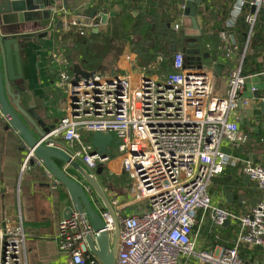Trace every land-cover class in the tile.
Segmentation results:
<instances>
[{"label":"built area","instance_id":"1","mask_svg":"<svg viewBox=\"0 0 264 264\" xmlns=\"http://www.w3.org/2000/svg\"><path fill=\"white\" fill-rule=\"evenodd\" d=\"M237 7L254 9L245 14V22L252 29L264 0H238ZM52 15L60 17L66 34L78 30L83 35L98 26L94 18L72 15L63 8H54ZM54 17L43 30L48 34L57 28ZM180 28L178 23L172 29L178 33ZM221 38L225 42L222 49L230 56L236 49L233 37L229 40L221 34ZM185 55L182 50L175 51L171 68L162 78L151 75L152 68L140 67L132 75L112 71L73 83L67 74L64 51L52 48L49 60L58 77L57 87H63L70 100L48 136L59 139L70 152V161L79 162L92 175L110 156L95 154L83 134L101 133L117 139L123 171L136 191L133 202L145 203L146 208L130 214L123 211L122 204H113L120 228L116 264H258L244 262L239 247L264 249V200L237 214L212 206L209 192L211 181L228 165L240 161L242 174L264 193L263 165L222 152L224 145L237 148L246 141L237 123L229 119L239 100L248 104L242 100L246 86L241 75L243 58L228 72L227 92L220 97L212 89L210 73L185 69ZM201 57L209 59L210 55L202 53ZM162 62L163 57L158 55L155 64ZM251 92H255L254 87ZM262 103L264 112V98ZM30 158L27 155L21 171ZM65 166L71 171L69 164ZM81 185L89 197L93 194L90 201L96 209L99 198L85 183ZM199 213H210L216 226L226 221L236 224L233 247L219 253L197 250L194 227ZM99 214L112 237L111 215L105 208ZM89 229L84 212L60 222L58 249L67 256L65 264H101L85 247ZM0 264H27L21 227L0 232Z\"/></svg>","mask_w":264,"mask_h":264},{"label":"crops","instance_id":"2","mask_svg":"<svg viewBox=\"0 0 264 264\" xmlns=\"http://www.w3.org/2000/svg\"><path fill=\"white\" fill-rule=\"evenodd\" d=\"M188 0H67V13L72 15H87L94 18L98 26V32L93 33L109 36L112 27H120V24L132 21L140 29L146 25H153L163 32L170 30L176 35L183 32L185 39L182 40V48L186 52L187 41L191 37L186 35H196L186 19L187 8L184 5ZM238 0H201L196 22L199 30L202 53H208L209 59L204 61L203 69H198L196 65L189 63L195 56H186L185 65H192L188 71H206L212 75V89L220 97H224L227 92V74L234 69L246 54L247 45L252 36L250 27L244 36L245 42L239 40L237 32L242 31L241 17L252 13V8L238 10ZM54 8H63L61 1L55 3L49 11ZM65 10V9H64ZM262 8L259 10L261 12ZM51 14L49 20L40 22L24 23L18 27L0 28V33L6 39H16L18 54L20 57V68L22 79L20 86L26 93H31L32 98L28 99V104L33 105L34 114L38 116V124L54 127L63 116L64 109L70 100L63 87H57L58 77L52 69L49 60V53L52 48H60L64 51L67 61V74L74 77L76 71L90 74L108 75L112 71L119 74H133L141 68H152L151 75L162 78L167 71L161 65L155 64V59L159 54L151 47V43L137 51V45L142 42L141 37L136 33L123 34L109 46H103L102 40L95 39V49L92 56L87 55V50L82 49L68 38V34L61 29H55L50 34L40 40L38 39L46 26L54 17ZM109 16L104 24L101 23L100 15ZM258 14V13H257ZM58 23L60 17L55 16ZM180 23V32H175L172 28ZM245 24H247L244 21ZM129 25V24H128ZM259 25L264 28V15L260 17ZM57 27V26H56ZM131 27V25H129ZM136 27V28H137ZM198 33V32H197ZM221 34H226L228 39L233 37L236 49L227 55L222 49L224 43ZM243 34V33H241ZM231 36V37H230ZM194 38V37H192ZM198 40V38H196ZM92 43V41H91ZM161 47L170 45L168 41H162ZM96 54V55H94ZM200 54V56H201ZM264 57V48L259 51ZM86 55L87 59L84 60ZM159 67L160 70H157ZM215 67L219 69L216 72ZM246 86L242 95V100H247L248 104H238L230 114V120L237 123L239 133L246 137L244 144L239 147L224 145L222 152L238 160L261 164L264 166V141L257 143V135L264 136V112L262 100L264 98V74L247 75L244 77ZM255 92H251V88ZM29 130L35 135V130L23 119ZM92 135L83 134V140L91 144ZM57 141H60L57 139ZM61 142V141H60ZM117 139L112 136V141L107 147L110 156L109 161L100 165L97 170V181L103 189L108 201L114 209V203L123 205L124 212L136 214L145 210L146 204L133 202L136 191L132 181L128 178L122 168V157L117 154ZM64 145V144H63ZM92 145V144H91ZM65 146V145H64ZM27 147L0 112V232L6 229L15 230L22 228L25 236V257L27 264H65L67 256L58 249V226L64 220L65 208L70 205L67 191L55 183V179L41 165L32 166L30 161L24 170L22 165L27 157ZM54 163L63 171L78 179L76 173L66 169L58 159H53ZM241 162L228 165L225 171L211 181L210 196L212 206L231 210L237 214H243L260 200H264V193L260 192L256 185L241 172ZM131 181L130 184L127 182ZM220 184H226L220 185ZM230 194L227 200L226 195ZM93 197V194L89 198ZM96 209L100 212L105 208L100 199ZM103 208H102V207ZM114 206V207H113ZM106 209V208H105ZM211 214H198L196 227H194V237L196 238L197 250L212 251L219 253L223 249L233 247L236 236V224L228 222L225 226H216L212 223ZM210 223H209V221ZM210 224V225H209ZM207 226L206 229L204 227ZM206 231V237H202V249L197 246L200 240V232ZM112 238V237H111ZM247 250V261L264 264V249L257 250L256 247L241 245ZM253 250L259 255L252 254ZM189 264V263H188ZM190 264H195L190 262Z\"/></svg>","mask_w":264,"mask_h":264},{"label":"water","instance_id":"3","mask_svg":"<svg viewBox=\"0 0 264 264\" xmlns=\"http://www.w3.org/2000/svg\"><path fill=\"white\" fill-rule=\"evenodd\" d=\"M61 1L64 9L67 11V0H0V28H10L20 26L29 22H40L51 18L52 10L49 11L55 3ZM201 0H188L184 5L187 8L186 19L196 35H186L189 38L186 44V56H195L189 63L196 65L198 69H203L204 61L201 59V52L198 48L197 39L199 30L196 22V15ZM254 9H251L253 12ZM109 16L100 15L101 23L104 24ZM61 22L57 23V29H61ZM94 29L92 33H97ZM198 32V33H197ZM47 36L45 31L38 35L42 40ZM176 51V47L171 48V53ZM20 53V51H19ZM18 53L16 39L8 40L0 33V112L6 118L10 127L17 132L30 155L32 166L41 165L43 168L67 191L70 205L65 208L64 220H69L73 214L84 212L88 223L89 230L84 238L87 251L92 254L101 264H116V254L119 241V224L115 217L112 205L108 201L103 189L97 181L96 174L92 175L85 170L79 162H71L69 151L62 142L53 137H49L52 128L49 126L39 125L37 114H34L33 105L28 104V99L32 98L31 93H26L20 86L22 79L20 68V57ZM192 65H185V69L191 68ZM217 73L219 69L215 67ZM93 74L76 71L73 77V83L79 79L88 80ZM241 104V101H238ZM263 109V105H262ZM23 119L35 130V135L29 130ZM112 141L111 135L94 133L91 144L95 154L104 157L109 153L107 147ZM94 154V152L92 153ZM53 159L60 160L63 164H69L71 171L76 173L79 181L69 176ZM249 160L252 162L251 156ZM98 175V174H97ZM246 180L249 178L246 176ZM85 183L92 192L102 201L107 212L111 215L114 224L112 238L105 230V224L100 217L99 212L95 209L90 201L88 194L81 184ZM227 200L230 194L226 195ZM228 221L223 226L227 225ZM257 250H261L256 246Z\"/></svg>","mask_w":264,"mask_h":264},{"label":"trees","instance_id":"4","mask_svg":"<svg viewBox=\"0 0 264 264\" xmlns=\"http://www.w3.org/2000/svg\"><path fill=\"white\" fill-rule=\"evenodd\" d=\"M245 12L247 11L243 10V13ZM263 15H264V10H262L261 12H258L256 16V22L253 25L252 30H251L252 36L249 39L246 54L244 55V58L242 61L241 75L243 77L247 75H254V74L260 75L264 72V57L259 54V51L262 48H264V28H262L259 25L260 17ZM244 21H245L244 17L242 16L240 19V22L242 24V31L236 33L237 35L240 34L238 37H239V40L241 39L242 43H244L246 40L244 34L246 35L249 31V26L245 24ZM131 23L132 21L129 20L127 22L120 24V27L118 28L112 27V30L109 33V36L108 35L103 36L102 39L99 35L93 34L92 31L85 32L83 35H81L78 30H74L72 33H70L68 35L69 36L68 38L70 39L75 38L71 40L74 43L73 45H78L82 49H86L87 55L89 58V56L93 55V52L91 51H94L95 49L94 42L98 36H99L98 39L102 40L101 42L103 46H109L111 45V42L118 41L123 36V34H127L129 32H131V34L136 33L142 39V42H140V44L137 45V51H140L141 49L144 48V46H147L148 43H151V47L154 50H156L155 54H159L163 57L162 66L164 67L165 70H169L171 68V62L173 58V53H171V46L172 45L176 46L177 49L178 47L182 48V40L185 39L183 32H181L179 35H176L170 30H166L165 32H163L161 29H158V27H155L153 25H146L144 28L140 29L139 27H137L136 23L135 25ZM128 24L131 25V27H129ZM201 38H202V35L199 36L197 40L198 46L201 45L200 44ZM162 41H165V42L168 41L170 42V45L166 46L165 48H162L160 44ZM85 59H87L86 55H84V59H82L83 62L81 63L84 64ZM256 138H257V143H261V140L264 141V136L257 135ZM220 185L225 186L226 184H220ZM255 204L252 205L251 207L255 206ZM248 254L249 252H247V250L242 249L241 255H239V257L244 262L253 263V260L247 261ZM252 254H254L255 256V255H259L260 253L257 252L256 250H253Z\"/></svg>","mask_w":264,"mask_h":264},{"label":"rangeland","instance_id":"5","mask_svg":"<svg viewBox=\"0 0 264 264\" xmlns=\"http://www.w3.org/2000/svg\"><path fill=\"white\" fill-rule=\"evenodd\" d=\"M73 31H74V30H73ZM73 31H72V32H73ZM72 32H71V33H72ZM68 35H69V34H68ZM73 39H75V38H73ZM73 39H71V40H73ZM130 183H131V181L128 180L127 184H130ZM208 221H209V220H208ZM209 223H210V221H209ZM209 225H210V224H209ZM206 228H207V226L204 227V229H206ZM206 235H207V232H206V231H204L203 234H201V232H200V237H199L200 240H199L198 243H197V246H198L199 249H202V246H204V245H203V241H201V239H202V237H203V238L206 237Z\"/></svg>","mask_w":264,"mask_h":264}]
</instances>
